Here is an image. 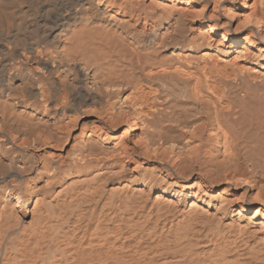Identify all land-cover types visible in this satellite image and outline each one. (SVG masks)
Listing matches in <instances>:
<instances>
[{
  "label": "bare ground",
  "instance_id": "1",
  "mask_svg": "<svg viewBox=\"0 0 264 264\" xmlns=\"http://www.w3.org/2000/svg\"><path fill=\"white\" fill-rule=\"evenodd\" d=\"M0 264H264V0H0Z\"/></svg>",
  "mask_w": 264,
  "mask_h": 264
}]
</instances>
